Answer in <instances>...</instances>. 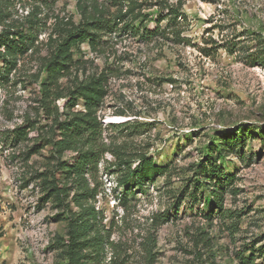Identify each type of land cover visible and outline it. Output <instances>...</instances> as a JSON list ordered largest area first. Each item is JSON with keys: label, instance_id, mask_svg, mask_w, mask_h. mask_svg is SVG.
<instances>
[{"label": "rangeland", "instance_id": "1", "mask_svg": "<svg viewBox=\"0 0 264 264\" xmlns=\"http://www.w3.org/2000/svg\"><path fill=\"white\" fill-rule=\"evenodd\" d=\"M116 1L0 0V32L36 23L9 73L0 61V264H71L70 219L88 207L99 215L90 236L103 239L93 264H264V0H139L143 14L126 20L140 31L103 28L94 45L81 43L43 101L46 64L66 31L84 11L116 17L127 8ZM170 6H180V43L163 38L175 30ZM101 75L99 158L71 175L59 161L77 152H58L57 123L71 92ZM71 109L85 111L83 99ZM241 129L221 155L222 137ZM211 147L232 176L223 211L202 182ZM144 157L164 171L139 184Z\"/></svg>", "mask_w": 264, "mask_h": 264}, {"label": "trees", "instance_id": "2", "mask_svg": "<svg viewBox=\"0 0 264 264\" xmlns=\"http://www.w3.org/2000/svg\"><path fill=\"white\" fill-rule=\"evenodd\" d=\"M116 3L121 6H124L123 3H127L126 10L122 7L116 17L110 14L108 16L105 15L99 8H97V14L93 16L87 15L86 11H84L83 21L73 30L66 31L65 38L56 47L46 64L47 75L42 84L43 101L47 102L51 98L53 94L52 86L57 83L58 78L74 63V49L81 43L89 41L90 44L94 45L103 28H106L107 31L112 34L118 32L125 33L129 29L134 31L137 30L138 27L133 25L132 20L126 19L130 16H134L135 18L143 14L139 11L136 15V9L141 6L139 0H122L121 3L118 1H116ZM179 13L180 6L169 7L167 15L172 17L169 26L173 27V29L175 28V30L172 32V37L166 35V33L163 34V38H166L167 41L180 43L184 40L181 37V32L175 27L177 25L175 20L178 18ZM5 19L6 18L1 13L0 24L4 23ZM162 19H164V15H161L157 20L161 21ZM121 23L122 25L120 26ZM35 24L34 22L28 28L24 26V24H19L18 27L13 24L7 26L0 32V61H5V71L1 73H9L11 71L9 64L13 62L15 64L16 62L8 60L10 55L23 53L32 46L36 39L34 32ZM159 28L160 27L157 26V32ZM138 29V31H140V28ZM147 29L148 28L145 30ZM147 31L151 35L155 33L149 29ZM106 80V77L101 75L96 79L81 84L76 90L71 92L69 99L70 111L66 113L64 120L57 123L61 138L55 145H58V152L61 154L66 150H74L77 154L73 161L69 163L63 160L59 161L61 165L58 167L59 170L77 176L85 171L88 163L98 161L99 151L93 147L92 138H95V135L100 133L103 126L97 112L106 94L104 87V81ZM61 97H63L61 94H56L53 99L56 101ZM80 99L84 101L85 111H72L71 108L75 107ZM244 131V129H241L240 134H227L222 137L221 141H219L221 142V155L224 151L228 150L227 148L230 147L229 143H232V141L236 143L239 140L238 137L245 134ZM213 149L212 147L208 149V153L200 165L202 182L205 183L207 192L212 195L216 208L219 209V211H223V199L228 186L231 184L232 176L227 174L219 165L218 159L214 157ZM163 171L164 167L157 165L152 158L144 157L140 165L133 170V175H135L137 183L144 184L149 180H154ZM56 189H59L57 185ZM198 190L199 189L196 188V191ZM60 191L64 192L62 189H60ZM98 216V212L94 207H88L81 208V211L70 219L68 259L71 264H93V259H99L100 249L103 248V239L98 235L90 236L96 229ZM91 247L95 248L97 252L95 255L92 251H88ZM116 264L123 263L117 262Z\"/></svg>", "mask_w": 264, "mask_h": 264}]
</instances>
